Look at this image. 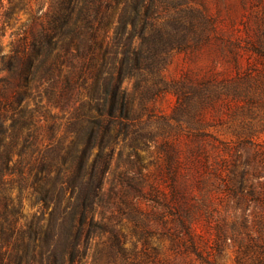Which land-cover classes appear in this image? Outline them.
<instances>
[{"label":"trees","instance_id":"1","mask_svg":"<svg viewBox=\"0 0 264 264\" xmlns=\"http://www.w3.org/2000/svg\"><path fill=\"white\" fill-rule=\"evenodd\" d=\"M45 1L0 41V264H169L156 236L201 258L179 201L182 162L162 190L139 151L158 137L166 151L174 122L199 129L201 109L224 96L252 99L240 77L164 75L174 51L210 41L215 19L192 0ZM25 6L8 0L5 20ZM165 92L177 97L170 117L154 110ZM25 189L36 213L24 210Z\"/></svg>","mask_w":264,"mask_h":264},{"label":"rangeland","instance_id":"2","mask_svg":"<svg viewBox=\"0 0 264 264\" xmlns=\"http://www.w3.org/2000/svg\"><path fill=\"white\" fill-rule=\"evenodd\" d=\"M192 1L215 19L217 31L199 47L174 51L164 70L166 79L240 77L252 99L245 95L234 100L224 96L214 106L201 109L199 129L186 122H174L166 151L159 145L163 137L152 142L148 152L139 151L143 165H147L144 172L162 190L169 191L170 168L174 170L182 162L177 177L182 193L179 201L201 258L190 250L185 252L184 247L174 246L167 237L156 236L153 244L162 247L158 258L169 264H264V0ZM3 2L7 6L8 0ZM23 2L25 8L16 10L8 21L4 17L5 6L0 7V28L4 32L0 41L4 46L12 39L10 33L46 1ZM112 31L113 24L106 28L109 37ZM153 103L157 114L168 117L178 106L173 92L161 94ZM197 107L195 111L200 110ZM196 151L201 153L196 155ZM241 181L243 191L234 193L241 189ZM250 191L255 193L254 198ZM12 193L16 196L18 189L15 187ZM22 198L25 212L36 213L38 207L29 189L23 191ZM138 205L146 212L155 208L146 199L138 200ZM168 218L174 228L171 216ZM121 228L128 233L131 224L125 222ZM241 240L250 248H241ZM127 245L131 247V241Z\"/></svg>","mask_w":264,"mask_h":264}]
</instances>
